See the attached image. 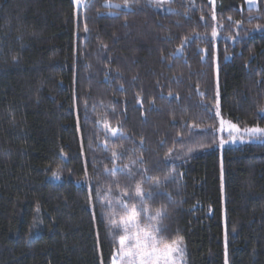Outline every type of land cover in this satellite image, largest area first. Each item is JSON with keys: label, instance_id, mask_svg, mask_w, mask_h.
<instances>
[{"label": "trees", "instance_id": "trees-1", "mask_svg": "<svg viewBox=\"0 0 264 264\" xmlns=\"http://www.w3.org/2000/svg\"><path fill=\"white\" fill-rule=\"evenodd\" d=\"M258 1L0 0V264H113L136 184L188 264H264V141L215 114L264 126Z\"/></svg>", "mask_w": 264, "mask_h": 264}, {"label": "snow or ice", "instance_id": "snow-or-ice-1", "mask_svg": "<svg viewBox=\"0 0 264 264\" xmlns=\"http://www.w3.org/2000/svg\"><path fill=\"white\" fill-rule=\"evenodd\" d=\"M77 2L79 3V0ZM213 35H215V32H213ZM215 114L218 115L219 113L215 112ZM224 125L225 121L221 120L220 131L224 130ZM228 127L237 133L241 131L235 124L230 122ZM244 132L253 135H264V128H245ZM232 140L235 142L236 137H232ZM224 143L226 141L221 139L220 144L223 145ZM123 196L126 197L121 201L124 214L119 219H113L110 222L114 228H122L124 233L119 237L117 249L112 256L115 264H179L174 254H179L180 258L183 257V249L180 247L182 238H178L171 243L167 242L165 234L169 229L163 223L165 213L157 210L155 216L147 217V220L142 224L141 221L144 219L142 213L148 212V208L141 207L138 210L136 204L131 202L139 198L138 202L141 206L146 204L143 187L136 184L134 195H129L127 191H124ZM149 196H151V193H149ZM152 221H155V223ZM117 257H119L118 260Z\"/></svg>", "mask_w": 264, "mask_h": 264}, {"label": "rangeland", "instance_id": "rangeland-1", "mask_svg": "<svg viewBox=\"0 0 264 264\" xmlns=\"http://www.w3.org/2000/svg\"><path fill=\"white\" fill-rule=\"evenodd\" d=\"M77 1V0H76ZM80 1V0H79ZM215 1V0H212ZM78 3V2H77ZM245 3L248 7H258L259 5V1L258 0H245ZM219 114L217 115V119H218V133L220 135V140L223 139L226 141V143H224L223 145H219L220 150L222 151L223 148L226 147H235V146H241L243 144H247L250 142H255L257 140H263L264 141V135L262 134H250V133H246L244 132L245 128H241L239 127L236 123H234L233 121H231L230 119L224 117L222 115V113L220 112V110L217 111ZM224 120L225 121V125H224V130L220 131V121ZM229 122L231 124H235L241 131L239 133L235 132V130H230L228 127ZM256 127H260V128H264V126H250L247 127L249 129L251 128H256ZM232 137H236L235 142H233ZM242 137V139H241ZM153 223H155V221H152ZM142 223V221H141ZM143 224V223H142ZM180 247L183 249V257L180 258L179 254H174V256L178 259L179 264H188L187 262V257H186V252L184 250V246L181 243ZM119 259V257H117V260ZM113 264H115V261L113 260Z\"/></svg>", "mask_w": 264, "mask_h": 264}]
</instances>
